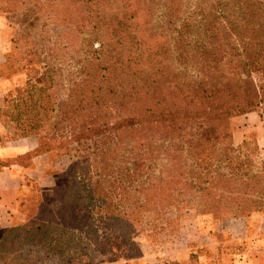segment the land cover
I'll list each match as a JSON object with an SVG mask.
<instances>
[{
  "label": "trees",
  "instance_id": "16d2710c",
  "mask_svg": "<svg viewBox=\"0 0 264 264\" xmlns=\"http://www.w3.org/2000/svg\"><path fill=\"white\" fill-rule=\"evenodd\" d=\"M26 9L0 60V80L25 81L3 93L0 124L37 146L0 167L43 154L70 166L59 208L25 183L0 264H74L82 241L133 256L149 217L264 213L256 136L235 145L231 126L264 111V0H0L3 14Z\"/></svg>",
  "mask_w": 264,
  "mask_h": 264
},
{
  "label": "rangeland",
  "instance_id": "374dc122",
  "mask_svg": "<svg viewBox=\"0 0 264 264\" xmlns=\"http://www.w3.org/2000/svg\"><path fill=\"white\" fill-rule=\"evenodd\" d=\"M30 17H33V15L27 9L12 14L0 12V60L10 49V40L13 33L25 31L26 19ZM9 81L11 82L8 85L10 88L23 85L25 75L11 76ZM249 114H252V116H247ZM254 114L258 115L253 116ZM248 125L251 133H254V131L257 133V129L264 126V111L258 110L236 116L231 120L233 134L236 133L237 137L242 140L251 134L250 132L245 134ZM259 157L264 158V147L260 149ZM55 165V175L50 179V188L41 189L38 181H33V186L40 187L45 205L59 208L61 205L60 200L53 194L52 190L54 186L68 177L70 159L67 156H62L55 161ZM253 216L264 219L263 213H253L249 217ZM164 217L163 220L156 222H153L149 217L136 235L133 236V241L138 249L135 255L127 256L109 251L102 254L90 243L86 244L85 241H82L80 248L74 245L69 247L71 250H79L76 254L82 258L77 257L78 259L74 260V264H211V258L206 255L211 253V238L221 241L226 237L229 241L232 235H237L240 229V225L235 221H231L230 218L213 219L211 214H198L194 210L184 212L178 218L177 225L174 223L175 221L171 224H169L170 222L167 223ZM258 222L253 223L255 226L251 227L252 232H256ZM44 245L48 246V244ZM230 247L228 245L229 249ZM182 252H187L189 258L177 262L175 258ZM26 261L25 264H37L34 258H28ZM12 262L15 263V261ZM40 263L58 264V259L55 256L42 257Z\"/></svg>",
  "mask_w": 264,
  "mask_h": 264
},
{
  "label": "crops",
  "instance_id": "0c3cea01",
  "mask_svg": "<svg viewBox=\"0 0 264 264\" xmlns=\"http://www.w3.org/2000/svg\"><path fill=\"white\" fill-rule=\"evenodd\" d=\"M4 47V46H3ZM2 47V48H3ZM11 82L9 80H0V108L3 99V93ZM252 116L249 114L247 116ZM254 114L253 116H257ZM254 118V117H252ZM251 133L248 127L245 134ZM257 144L261 149L264 147V126L254 131ZM5 129L0 124V162L6 159L35 150L37 140L35 137H25L17 140H3ZM244 135V134H243ZM235 145L241 143L236 133L233 134ZM55 162L48 154L35 157L30 167H23L19 164H9L0 167V239L2 231L8 229L17 223L23 221L24 216L20 211V199L25 192L30 191L25 183L29 180L39 182L41 189H48L51 185L50 179L55 175ZM264 214V213H263ZM240 225L237 235L227 241L215 240L211 238V253L206 254L211 258V264H264V219L253 217L231 219ZM259 221V222H258ZM256 225V232L251 230L253 223ZM255 232V233H254ZM230 245V249L228 248ZM205 257V255H204ZM189 258L187 252L179 254L175 260L184 261Z\"/></svg>",
  "mask_w": 264,
  "mask_h": 264
}]
</instances>
